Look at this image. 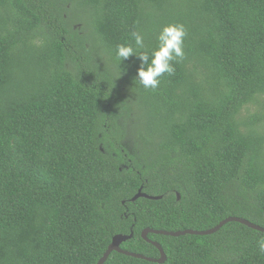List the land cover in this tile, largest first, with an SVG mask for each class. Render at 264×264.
Listing matches in <instances>:
<instances>
[{"label": "trees", "instance_id": "1", "mask_svg": "<svg viewBox=\"0 0 264 264\" xmlns=\"http://www.w3.org/2000/svg\"><path fill=\"white\" fill-rule=\"evenodd\" d=\"M171 23L185 57L144 89L117 46L151 53ZM230 217L264 228V0H0V264H98L131 233L157 259L145 229ZM261 238L149 235L164 264H264Z\"/></svg>", "mask_w": 264, "mask_h": 264}, {"label": "clouds", "instance_id": "2", "mask_svg": "<svg viewBox=\"0 0 264 264\" xmlns=\"http://www.w3.org/2000/svg\"><path fill=\"white\" fill-rule=\"evenodd\" d=\"M187 36L186 28L180 23L165 25L157 35L158 46L151 51H143L145 48L144 35L140 31H134L132 37L134 44L118 45L116 55L121 61L128 60L133 55L140 61L134 77L135 84L144 89H157L160 78L165 74L175 72L174 62L178 63L185 57L184 43ZM258 250L264 254V238L257 242Z\"/></svg>", "mask_w": 264, "mask_h": 264}, {"label": "water", "instance_id": "3", "mask_svg": "<svg viewBox=\"0 0 264 264\" xmlns=\"http://www.w3.org/2000/svg\"><path fill=\"white\" fill-rule=\"evenodd\" d=\"M140 198H146V199L155 200V201L162 199V197L149 196V195L143 193V188H141L139 190L138 194L131 201L135 202ZM178 199H180L179 194H178ZM232 222L240 223V224L245 225L246 227H248L252 230L264 233V228H262L258 225H255V224H253V223H251V222H249L243 218H238V217L227 218L226 220L222 221L215 228H212V229L206 230V231L185 230V231H178V232H168V231L154 230V229L148 228L142 232V238L147 243L152 244L153 246H155L159 250L160 258H157V259L149 258V257H146V256L141 255V254H135V253L123 250L121 248L122 244H124L125 242H127L133 238V233H131L129 236L116 235L115 237H113L111 244L109 245L107 251L105 252L103 257L100 259L98 264H105L113 252H118V253L125 255L127 257H131V258H135V259H139V260H144V261H147L150 263L164 264L167 260V255H166L163 247L158 242H155V241H152L149 239L150 234L160 235V236H168V237H181V236H186V235L209 236V235H213V234L217 233L225 225L232 223Z\"/></svg>", "mask_w": 264, "mask_h": 264}]
</instances>
